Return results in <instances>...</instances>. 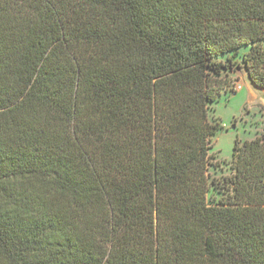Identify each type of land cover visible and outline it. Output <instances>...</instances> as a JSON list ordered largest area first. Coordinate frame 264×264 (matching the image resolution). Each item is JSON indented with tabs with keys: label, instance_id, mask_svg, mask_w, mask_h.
<instances>
[{
	"label": "trees",
	"instance_id": "obj_1",
	"mask_svg": "<svg viewBox=\"0 0 264 264\" xmlns=\"http://www.w3.org/2000/svg\"><path fill=\"white\" fill-rule=\"evenodd\" d=\"M239 69L264 0H0V264H264V131L209 172Z\"/></svg>",
	"mask_w": 264,
	"mask_h": 264
},
{
	"label": "rangeland",
	"instance_id": "obj_2",
	"mask_svg": "<svg viewBox=\"0 0 264 264\" xmlns=\"http://www.w3.org/2000/svg\"><path fill=\"white\" fill-rule=\"evenodd\" d=\"M236 59H241L240 54ZM232 76L235 93L223 95L210 111L212 121L220 125L212 150L219 164L209 171L211 178L217 180L228 173L235 141H250L264 131V90L254 87L243 69L235 71Z\"/></svg>",
	"mask_w": 264,
	"mask_h": 264
}]
</instances>
